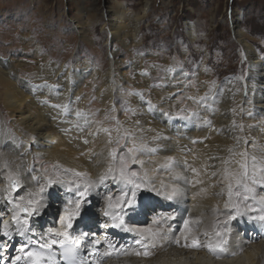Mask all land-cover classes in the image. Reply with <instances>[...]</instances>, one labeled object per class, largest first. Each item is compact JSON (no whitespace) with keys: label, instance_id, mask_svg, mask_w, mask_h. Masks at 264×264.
<instances>
[{"label":"bare ground","instance_id":"obj_1","mask_svg":"<svg viewBox=\"0 0 264 264\" xmlns=\"http://www.w3.org/2000/svg\"><path fill=\"white\" fill-rule=\"evenodd\" d=\"M152 1L145 0L141 14H133L122 6L118 10L110 9L106 23L111 33L108 39L110 67L104 73L97 67L94 69V64L84 60L68 67L63 64L59 66L55 61H49L44 56L42 61L37 60L39 61L37 77L24 78L21 77L24 67L22 61L14 62L12 59L0 58V101L9 115L8 119H11L9 123L6 118L0 127V229L11 224L13 210L10 209V205L15 206L20 202L21 197L26 201L29 193L37 190V184L31 180V175H45L40 162H37L40 169L33 164L35 159L48 163L49 167L54 168V172L55 166L58 165L60 169H75L85 173L87 179L96 181L112 163L108 156L109 151L119 148L116 143L109 144L108 133L101 130L112 125L113 130L108 129L111 130L113 141L117 139L116 130L119 129L121 136L131 134L132 138L124 141L127 146H132L133 143L137 146L145 145L143 153L135 154L137 157L135 164L138 166L135 171L141 175L146 173L156 188H161L162 183L169 189L179 186L184 189L185 195L179 202H171V205L154 195L159 202L149 205L148 210L144 208V211L148 212L151 211L152 205L166 203L167 205L162 204L163 207L154 211L159 213L160 217L170 215L171 212V215L177 219L174 225L170 220L162 221L157 225L155 221L160 217L154 222L147 223L149 226L136 225L138 217L134 215L138 210L143 209L142 199H138L139 206L136 212L125 215L129 218L125 219L129 227L153 230L162 228L165 231L169 227L172 230L173 227L177 229L169 234L168 240H157L155 247L151 246L150 240L145 242L148 244L147 248L135 244L138 237L134 234L130 243L123 241L122 238L114 241V237L113 243L118 245V249L113 251L111 256L105 257L103 254L108 251L107 245L112 242L110 235H113V228H105L103 221L101 229L104 230V237L96 244L98 251L92 255L89 248H86V258L91 261L90 264H264V224L256 219L257 216L264 215V173L261 172V168H264V159H262L264 158V56L260 54L256 44L248 40L246 28L241 23L243 18L241 11L237 9L232 11V15L233 13L235 15L231 16L229 23L235 41L239 44L246 72L241 75L230 74L223 82L214 84L213 87V77L209 76L211 75L209 71L211 67L208 64L210 60L205 56L198 65L200 88L193 89L196 96L189 104L191 108H196L194 114L187 112L184 117L188 118H181L180 120H183L181 123H177L172 115L173 95L181 90L184 84L176 83L177 78L173 75L176 71L173 70L174 72L170 71L167 74L166 90L155 91L157 102L154 98L153 104L143 105L144 107L135 106L133 119L119 123H88L90 120L85 107L86 96H80L87 77L94 78L93 83L101 80L97 98L102 103L103 113H107L112 107L116 91H119V85L125 79L139 81L138 79L145 76L143 78L146 82L149 81V77L142 72L144 60L142 55L138 54L132 62V67L137 72L135 78H130L126 72L120 71L123 65L119 59L120 51L113 42L119 41L130 51L139 45L141 24ZM79 20L73 21L77 22L76 29L86 41L90 38V29L94 24L91 21L83 23ZM185 24L190 41L196 42L199 39L196 23L189 20ZM152 70L155 72L156 69ZM201 97L205 98L204 102ZM199 100H202L200 104L202 107L198 105ZM77 113L82 115L78 116ZM163 113H168L172 118L169 119ZM85 140L88 142L85 143ZM153 148L156 150L153 151ZM229 149L255 154L262 162L257 165L254 176L250 175L245 180L255 192L249 195V200L252 201L250 207L255 211L244 210V214L236 221L225 224L227 216L224 204L229 201V197L224 170L227 167L238 171L234 161L240 159L239 156L230 153ZM119 152H117L118 158L122 154ZM226 160L233 163L226 165L224 163ZM249 163L251 164L250 160ZM29 167H33L36 171L29 173ZM192 168L197 169L198 176L191 171ZM10 171L21 178L19 191L11 193V203L5 199L7 195L5 190L8 188L7 175ZM249 171L251 172V168ZM253 179L255 183L251 182ZM196 180L201 183H195ZM108 190L101 186L92 195L95 194L104 206V193ZM234 190L235 187L233 192ZM117 194L116 191L112 195ZM71 195L61 188L50 190L45 195L46 208L39 216H33L30 221L32 225L36 224L32 227V231L36 233L42 231L45 235L48 231L63 229L60 223L63 211L58 220L55 213L61 207L60 201L69 199ZM232 203H235L233 195ZM85 207L86 205L82 208V212L94 217L90 215V211L85 210ZM46 214L47 221H41L40 219ZM81 216L75 223L80 221ZM142 216H144L143 212L139 217ZM104 219L107 223L110 222ZM185 220L189 221L187 231L184 228ZM80 224L91 223L81 221ZM87 230L86 228L81 232L77 226H74L71 233L73 236L76 232L83 236L82 234ZM239 230L241 234H237ZM217 231H220L228 241L225 253L220 255L210 252L204 246L208 239H217L215 237ZM245 234L251 239L243 236ZM185 235L188 236V245L193 238H198L201 246L199 248L185 246ZM176 238L180 239L179 246L175 243ZM93 240L96 241L90 236L86 238L88 244ZM145 251L148 252L147 256L143 255ZM1 255L5 257L8 253L3 252ZM16 255L19 253L16 252L14 256Z\"/></svg>","mask_w":264,"mask_h":264},{"label":"rangeland","instance_id":"obj_2","mask_svg":"<svg viewBox=\"0 0 264 264\" xmlns=\"http://www.w3.org/2000/svg\"><path fill=\"white\" fill-rule=\"evenodd\" d=\"M144 4L145 0H0V58L12 59L14 62L22 61L24 67L21 77L24 78L37 77L38 62L42 61L44 56L49 61H55L59 66L62 64L75 66L84 60L94 64V69L97 67L104 73L110 67L108 39L111 33L106 26L110 9L118 10L122 6L133 14H141ZM236 9L243 13L241 23L246 28L248 40L255 43L260 54L264 56V0H153L141 24L139 45L130 51L119 41L113 42L120 51L119 59L123 64L120 71L126 72L130 78H135L137 72L132 67V62L138 54L142 55L144 59L142 72L149 77V81L146 82L143 78L145 76L138 79L139 81L125 79L119 85V91H116L112 107L107 113H103L102 103L97 98L101 80L93 83L94 78L87 77L80 96H86L85 107L90 120L88 123H119L133 119L135 106H147L158 100L155 91L166 90L163 84H166L167 74L173 70L176 71L173 74L177 78L176 83L184 84L181 90L173 95L172 115L177 123H181L183 120L180 119L187 112L194 114L196 108H191L189 104L196 96L193 89L200 88L198 65L205 56L210 60L208 64L211 67L209 70L211 75L209 76L213 77V87L214 84L223 82L230 74L241 75L246 72L239 44L235 41L229 23L231 16L235 15L234 13L232 15V11ZM75 19H80L79 21L83 23L91 21L94 24L91 26L88 40L85 41L77 31L78 24L73 21ZM189 20L195 22L199 29V39L194 43L190 41L185 29V22ZM154 68L155 72L152 70ZM201 98L204 102L205 98ZM200 104L202 100L198 101V105ZM8 116L0 101V127ZM8 120L11 123V119ZM111 126L108 128L113 130ZM121 140L117 152L124 153L125 150L120 146L125 145V139L120 143ZM37 162H40L44 174L54 172V168L49 167V164L43 160L35 159L33 164L36 167H38ZM137 167L136 164H131L130 170H135ZM103 188L111 189L110 193L108 190L104 195H112L117 191L110 181ZM253 192L254 190L246 193L241 187L237 195V190H234V204L238 203L245 211H251L252 201H245L243 197ZM154 195V193L139 195L138 199H142L141 203L144 206L137 211L135 217H139L141 212L144 213L145 218L147 214L151 215L144 211V208L148 210L149 205L159 202ZM89 198L93 202L97 201L96 208L87 204L85 210L90 211V215L95 216L97 213L101 216L105 204L103 206L95 194ZM159 200H163V197ZM246 203L248 209H245ZM160 207L163 206L158 205L157 209ZM153 209L150 208L151 211ZM158 214L154 211L153 215L146 218L145 223L144 220L137 224L134 221L133 223L138 226H149L147 223L158 219L160 217ZM124 219L129 218L125 216ZM225 219L227 220V217ZM176 220V218L170 220L171 224L174 225ZM176 230L173 227L172 232ZM237 234H241V230ZM243 236L249 237L246 234ZM120 238L116 236L114 241Z\"/></svg>","mask_w":264,"mask_h":264},{"label":"snow or ice","instance_id":"obj_3","mask_svg":"<svg viewBox=\"0 0 264 264\" xmlns=\"http://www.w3.org/2000/svg\"><path fill=\"white\" fill-rule=\"evenodd\" d=\"M191 99V98H189ZM77 115H82L81 113H77ZM163 115L169 117L168 113H163ZM188 117H183V119H187ZM103 132L108 133L109 140L108 143H116L119 145V140L121 138L128 140L131 139V134L128 133L125 136H121L119 133V129H117V139L115 141L111 138V130L108 128H102ZM88 141L85 140V143ZM247 141H245V144ZM121 148L125 150L119 158L117 156V149L113 148L109 151L108 156L112 163L108 166L107 170L99 175L96 181H92L86 178V174L80 171H76L75 169H60L57 165L56 171L52 174H45L43 176L31 175V180L35 181L37 184V190L35 192H30L27 200L25 201L24 197L20 198V202L15 205V208L18 209L12 216V220L16 224L15 233L20 237H24V242L20 244L17 251L20 253L11 258V264H49V262L56 256V253L49 252L48 249L51 246L58 245L62 250L59 253V257L63 261V264H83V261L80 257V252L82 245L80 240L72 235L71 231L74 228V222L78 220L81 216L82 208L88 204L89 197L96 191V189L101 186H107L106 182H111L112 185L116 186L118 194L113 196L111 194H107L104 196L105 200V210L103 211V216L108 219L111 223H105L104 227H111L113 229H120L126 233H132L138 239L135 240V244L140 245L144 248L148 247L146 241H151L152 247L156 246L157 240H168L169 234L172 232L171 227H169L166 231L162 228H157L153 230L151 228L146 229H137L133 227H129L125 223V215L129 213H134L137 211L139 206L138 197L141 193H154L158 197H163L164 200L169 202H179L183 199L185 195V191L182 187L173 186L170 189L161 184V188H156L152 181H150L147 177V174L141 175L135 170H130V165L135 164L137 162L136 153H143L145 145L133 143L132 146L121 145ZM153 151L156 149L153 148ZM230 153L234 154V156H239V160H235V164L238 166V171L232 170L230 168H225V179L228 181L227 183V192L229 201L224 204V208L226 210L225 215L227 216V224L230 221H236L237 217H240L244 214V209L240 207V205L232 203V195L234 187L237 190V195H239V189L241 187L244 188L246 193L252 192V188L249 187L245 180L250 176H254L257 165L262 161L258 159L255 154H249L248 152H236L234 149L228 150ZM264 159V158H262ZM251 161V164L249 163ZM226 165L233 163V161H224ZM7 167V164H5ZM251 168V172L249 171ZM36 170L33 167L28 168V172L32 173ZM197 176L199 173L196 168H192L191 170ZM261 172L264 173V168H261ZM71 176V178H69ZM8 188L5 190L7 195L5 199L11 203V193L16 192L21 186V178L19 175L14 174L13 172H9L7 175ZM255 183L253 179L251 181ZM195 183H201V181L196 180ZM56 188L64 189L66 192L71 193L72 195L66 202V206L63 211V215L60 217V223L63 226V230H55L50 233L52 237L51 240L46 241L44 244H40L39 247L32 246L31 238L27 235L30 232L28 227V221L21 220V213L27 217L39 216L41 211L46 208L45 203V195L50 192V190H54ZM111 189H109V193ZM245 201L250 199L249 196L245 195L243 197ZM249 206L246 204L245 209H248ZM255 211V209H251ZM175 219L174 215H166L161 216L160 219L156 220L155 223L160 225L161 222H167L169 220ZM259 221L264 224V215H259L256 217ZM185 231L189 228V221H184ZM8 229V226L5 225V230L3 231L2 236H0V241L3 238H7L8 240L13 239V234ZM83 236L87 237L88 233H83ZM60 238V239H57ZM215 237L217 239H208L205 242V247L210 251L214 252L217 255L223 254L226 251V245L228 241L224 239L222 233L217 231L215 233ZM184 239L186 241L185 246H190L192 248H199L201 246V241L198 238H193L191 240V244L188 245V236L185 235ZM98 241H91V244L96 245ZM176 244L180 243V239L176 238ZM108 251H106L103 255L105 257L111 256L112 252L115 250V246L110 242L108 244ZM140 253H137L139 255ZM143 255L147 256L148 252L145 251ZM4 259L0 257V260Z\"/></svg>","mask_w":264,"mask_h":264}]
</instances>
